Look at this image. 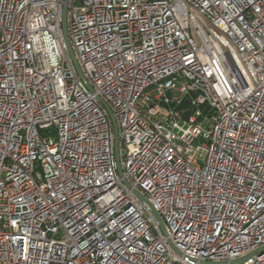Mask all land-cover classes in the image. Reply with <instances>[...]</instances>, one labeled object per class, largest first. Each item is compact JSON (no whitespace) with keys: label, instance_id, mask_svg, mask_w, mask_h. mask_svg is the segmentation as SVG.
I'll use <instances>...</instances> for the list:
<instances>
[{"label":"built area","instance_id":"1","mask_svg":"<svg viewBox=\"0 0 264 264\" xmlns=\"http://www.w3.org/2000/svg\"><path fill=\"white\" fill-rule=\"evenodd\" d=\"M250 254L264 264V0H0V264Z\"/></svg>","mask_w":264,"mask_h":264},{"label":"water","instance_id":"2","mask_svg":"<svg viewBox=\"0 0 264 264\" xmlns=\"http://www.w3.org/2000/svg\"><path fill=\"white\" fill-rule=\"evenodd\" d=\"M61 28H62V38H63V43L66 47V50L69 54V57L72 61V64L76 70V73L78 75V77L80 78V80L82 81V83L86 86V88L89 90V91H92V88L90 87V85L88 84L87 80L85 79L76 59H75V56H74V53L71 49V46H70V43H69V40H68V36H67V26H66V9L65 7L63 8L62 10V16H61ZM105 108L107 109L108 111V114H109V118L111 120V123H112V128H113V135H114V156H115V162L118 166V171L120 173V169H119V159H118V147H117V126H116V122H115V119H114V116L112 114V112L110 111L109 107L103 103ZM135 195H137V197L139 198L140 201H143L145 203H147L150 207V211H151V214L153 215V217L156 219V221L158 222L159 226L163 229V224H162V221L159 217V215L157 214V212L153 209V207L148 203V201L145 199V197H143L142 195H140L139 193H137L136 191H134ZM262 249H259L257 250L256 252H260ZM252 254L248 255L247 257L245 258H242V259H238L236 261H234V263H237V264H241L246 258H248L249 256H251Z\"/></svg>","mask_w":264,"mask_h":264},{"label":"rangeland","instance_id":"3","mask_svg":"<svg viewBox=\"0 0 264 264\" xmlns=\"http://www.w3.org/2000/svg\"><path fill=\"white\" fill-rule=\"evenodd\" d=\"M174 96H175V97H178V93H175Z\"/></svg>","mask_w":264,"mask_h":264}]
</instances>
